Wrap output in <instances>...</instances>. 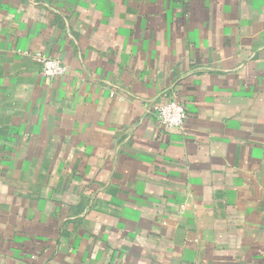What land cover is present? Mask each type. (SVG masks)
Wrapping results in <instances>:
<instances>
[{
    "label": "crops",
    "instance_id": "obj_1",
    "mask_svg": "<svg viewBox=\"0 0 264 264\" xmlns=\"http://www.w3.org/2000/svg\"><path fill=\"white\" fill-rule=\"evenodd\" d=\"M0 264H264V0H0Z\"/></svg>",
    "mask_w": 264,
    "mask_h": 264
},
{
    "label": "built area",
    "instance_id": "obj_2",
    "mask_svg": "<svg viewBox=\"0 0 264 264\" xmlns=\"http://www.w3.org/2000/svg\"><path fill=\"white\" fill-rule=\"evenodd\" d=\"M35 61L41 66V73L45 80L62 76L67 73L66 64L57 57L47 56L41 51L34 53ZM153 112L159 125L166 128H180L187 120V111L183 103L171 99L165 103L156 104Z\"/></svg>",
    "mask_w": 264,
    "mask_h": 264
}]
</instances>
